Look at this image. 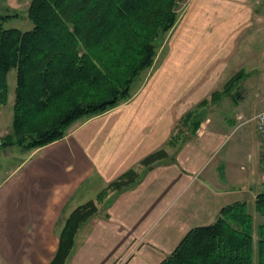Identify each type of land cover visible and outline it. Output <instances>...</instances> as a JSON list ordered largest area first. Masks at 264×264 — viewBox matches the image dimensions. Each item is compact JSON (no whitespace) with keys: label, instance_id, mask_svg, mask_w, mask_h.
<instances>
[{"label":"crops","instance_id":"1","mask_svg":"<svg viewBox=\"0 0 264 264\" xmlns=\"http://www.w3.org/2000/svg\"><path fill=\"white\" fill-rule=\"evenodd\" d=\"M263 34L264 0H188L163 56L141 74L130 99L76 121L62 139L23 149L21 162L0 175V264H51L70 213L98 202L109 183L132 168L138 182L98 202V214L80 228L65 264H161L223 207L247 202L254 213L264 190V153L251 119L264 111V51L258 82H247L253 70L243 65L252 61L250 37ZM239 53L244 62L228 76V59ZM240 72L236 86L211 101ZM250 92L262 97L259 105L255 98L246 103ZM204 100L198 130L186 129L184 141L167 146L182 117ZM222 105L249 123H235L231 113L214 120ZM242 131L240 158L234 136ZM162 147L169 158L140 165Z\"/></svg>","mask_w":264,"mask_h":264},{"label":"trees","instance_id":"2","mask_svg":"<svg viewBox=\"0 0 264 264\" xmlns=\"http://www.w3.org/2000/svg\"><path fill=\"white\" fill-rule=\"evenodd\" d=\"M182 0H32L33 27L6 28L0 21V109L8 102L9 75L16 72L14 133L9 145L37 149L62 139L80 119L103 114L132 97L134 84L153 66L165 35L178 19ZM234 75L212 100L241 80ZM202 101L180 120L167 146L177 147L186 129L195 133L203 119ZM166 147L140 162L150 167L169 158ZM132 168L98 196L133 187ZM89 200L68 216L51 264H65L80 228L99 212ZM161 264H264V190L252 213L247 202L222 208L217 219L191 229Z\"/></svg>","mask_w":264,"mask_h":264},{"label":"rangeland","instance_id":"3","mask_svg":"<svg viewBox=\"0 0 264 264\" xmlns=\"http://www.w3.org/2000/svg\"><path fill=\"white\" fill-rule=\"evenodd\" d=\"M32 0H0V21L2 17L9 16L8 20L5 21L4 26L6 28H19L22 30H28L33 27V24L28 17V10L31 5ZM188 0H182L179 3L178 6V14L179 19L181 18L182 13L184 12L186 6H187ZM202 20V19H201ZM177 21V23H178ZM176 23V24H177ZM180 26V25H179ZM180 29L176 31V33L173 35L172 40H177L180 36ZM170 34V32L168 33ZM168 34L165 35V39L162 43V45L159 47L160 53L158 52V55L160 57L163 56L162 46L164 45ZM264 35V34H263ZM251 40H253V46H252V61L250 64L243 65L249 70H253L252 73V79L247 80V82L253 81L258 82L257 79L260 76V68L261 64H259V60L262 56V52L264 51V36L262 39L257 38V36L252 35L250 37ZM241 53L237 54V56H233L232 58L228 59V69H227V75L231 76L235 74L239 68H241V64L244 62V59H241ZM249 65V66H248ZM9 95H8V102L7 104L3 105L0 109V175L3 176L5 173H7L8 170H11L12 168H15L23 158V148L18 145H9L6 144L8 141L6 140V137L9 135H12L14 133V116H15V88H16V72L12 71L9 75ZM259 80V79H258ZM245 83V82H244ZM247 84L245 83V86ZM253 93H248L246 103H249L254 99ZM262 99L261 96H258L254 100L255 105H259L260 100ZM259 102V103H258ZM259 106H264V103H261ZM231 111H229L227 108H225V105H222L220 108L217 109V111L213 112L212 117L214 120L218 119L221 114H230ZM232 114V113H231ZM232 116L236 119L235 123H249L246 122V118L244 119H238L237 114H232ZM252 123V122H251ZM246 131H242L238 134H236L234 137V143L239 144V141L236 139L237 136L242 135L243 140L246 135ZM240 145V144H239ZM28 149H26L27 151ZM32 150V149H31ZM242 150H245L244 145L239 146L238 151V157H242ZM246 161L244 160V162Z\"/></svg>","mask_w":264,"mask_h":264},{"label":"built area","instance_id":"4","mask_svg":"<svg viewBox=\"0 0 264 264\" xmlns=\"http://www.w3.org/2000/svg\"><path fill=\"white\" fill-rule=\"evenodd\" d=\"M240 119H244V117L240 116ZM251 121H254L256 123V129H257L259 136L261 137L263 153H264V111L255 115L251 119Z\"/></svg>","mask_w":264,"mask_h":264}]
</instances>
